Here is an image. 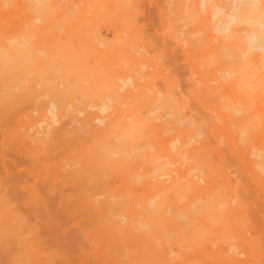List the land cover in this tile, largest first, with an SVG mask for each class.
I'll list each match as a JSON object with an SVG mask.
<instances>
[{"label": "bare ground", "instance_id": "obj_1", "mask_svg": "<svg viewBox=\"0 0 264 264\" xmlns=\"http://www.w3.org/2000/svg\"><path fill=\"white\" fill-rule=\"evenodd\" d=\"M127 1L66 0L58 7L60 4L56 6L46 0H0V21L28 19L43 24L40 29L49 27L56 36L52 44L40 47V52L36 48L43 57H38L35 50L29 52L31 36H15L22 37L24 42L0 41V126H20L21 131L11 134L10 143L13 141V148L16 145L17 150L30 158L26 164L15 160L0 164L3 171L0 174L4 177L1 187L6 188L8 206L11 205L0 210V235L5 231L8 216L10 222L18 219L23 225L31 224L28 234L32 235L29 242L17 239L16 228L8 224L11 236L8 234V243L2 240L0 244V264H250L251 256H261L262 247L264 251L255 234L248 235L254 227L253 221L263 222L261 216L256 221L250 217L245 205L249 196L241 185L244 202L239 199L242 193L240 197L233 193L226 196L224 183H232V178L225 168L215 166L213 175L222 176L224 182H213L212 176L198 172L201 167L197 169L185 162V146H189L185 124L191 126L197 120L191 122L189 116L186 123L188 118L179 99L171 93L155 92L149 83L142 84L144 74L137 78L123 72L126 62L125 65L137 64L139 52L133 42L124 38L123 31H115L114 42L109 43L100 25L132 26L134 15ZM189 1L176 0L179 3L176 5L181 8L180 18L187 28L183 33L187 44L184 51L193 68L192 74L198 76V83H193L198 90L191 96L204 113L202 117L207 115L212 119L214 132L221 131V136L237 146L231 149V157L248 166V182L257 187V200L263 201V205L264 20L255 16V8L260 9L261 4L258 0H232L235 12L228 14L223 0L213 4L211 0H201L200 5L198 0H194L196 3L191 0L190 4L194 7L196 4L192 10L188 7ZM78 29L86 33L83 49L65 41L68 33ZM60 32L66 34L62 37ZM176 44L166 39L160 44L161 56L172 66H179L184 57ZM61 79L69 80L70 86L63 83L66 87L61 88ZM45 96L50 98L49 102L44 101ZM68 96L101 101L107 98L103 105H96L102 115L82 110L90 131L85 132L88 139L82 131L78 133L82 135L79 138L86 139L79 143L67 139L62 126L59 130L55 128L59 118L57 109L63 105H56V100L62 97L69 102ZM38 110L40 115L34 118L32 114ZM159 110L166 111L161 117L166 116V128L157 124L158 118L151 115ZM162 129L173 135L168 143L156 146L158 157L152 158H168L175 169H165L168 164L159 167L155 160H149L145 193L140 195L133 179L139 171L134 163L135 154L143 146L144 152L147 151L146 146L154 144L153 137ZM63 138L74 144H67ZM26 145L31 147L27 149ZM75 145L80 155L74 154L76 159H69L75 161L78 157L77 162L63 165L59 156L64 158L68 150L71 152L70 146ZM162 176L170 179L161 180ZM115 177H119L118 186L111 183ZM174 208L181 209L188 218L183 216L188 220L185 228L178 225L177 215L181 211L174 214ZM171 222L178 225L177 241L173 240L184 246H181L184 252L168 246L172 243L168 229ZM261 230L258 229V234ZM20 246L22 249L18 250ZM243 254L247 257L245 260L238 257ZM253 263L259 264L257 259Z\"/></svg>", "mask_w": 264, "mask_h": 264}, {"label": "rangeland", "instance_id": "obj_2", "mask_svg": "<svg viewBox=\"0 0 264 264\" xmlns=\"http://www.w3.org/2000/svg\"><path fill=\"white\" fill-rule=\"evenodd\" d=\"M46 1L48 3H54L55 5L56 4H60V5H58V7H60L61 5L64 4V2L66 0H46ZM162 1L161 0H128L127 3L130 2L129 8L132 10L133 15H134V18L132 19V26L131 25L129 26L128 24H125V23H123V24L114 23V24H110V25H108L106 23H103V24L100 25L101 31L103 32V34L105 36H107V41L109 43L110 42L111 43L114 42L113 40H114L115 31H123L124 32V38L126 40H128L130 42H133L135 44V49L139 52L136 55L137 64L134 65V66H132L130 63H129V65L128 64L125 65L126 63H128V62H126L124 64V66H123V72L124 73L133 74V76H135L137 78H139L141 75L144 74L145 75V79H143V81L141 80L142 84L149 83V84H151V86L154 87V91L155 92H157V93L161 92L164 95H166L167 93H171L172 96L175 95L174 96L175 99H179V102L185 108V110H184L185 111V116H187L186 119L188 118L186 120V123L190 119H191V122H192V120H197V121H193L194 124H197V125L191 124L189 122L191 124V126L189 124H187V127H186V124H185V132L187 133V135H186V145L187 146L189 145V146L187 148L185 146L187 158H186V156H184V157H185V159L187 161H185V160L184 161L189 163V164H194L196 167H198L197 169H199V167H201L200 168L201 170L199 169L198 172H201V171H202L201 173L204 172L203 173L204 176H212L211 180H213V182H224V179H223L222 176L213 175V171L215 170V166L218 165L220 168H225L226 171L229 172L228 174H230V176L232 178V183H230V184H228V182L224 183V185L226 187L225 188L226 196L228 197L229 195H231L233 193L234 195H236V197H240V194L242 193V191H241L242 189H240V188H243V190L245 191V195L248 194V196H249V199L248 198L247 199L250 202L252 201L251 203L256 201V202H254L256 204H254V203L250 204V202L248 200H245V202L248 201V204L245 203V205L247 206V210H248L249 214H251V216L250 215L249 216L253 220L255 219V221H256V219L260 218V216H261L262 220H260V219H258V220L262 221L263 223H261V222L256 223V222L253 221L254 227H253L252 230L249 231V233L250 232H253V233L252 234L248 233V235L250 237H254L253 235L255 234V237L258 238V240L260 241V244L263 246L264 245V240L262 241V239L264 237V226H263L264 225V209H263L264 208L263 207L264 204L263 205L261 204V203H263V201H261V203H260V201L257 200V194L258 193H257V187L255 186V184L252 183L251 181H249L250 183L248 182L249 177H248V175L246 173V170H248V168H246V167H248V166L246 164H244V165L239 164L237 159L234 158V156L231 157V155H232L231 154V149L232 148H236L237 146L236 145L233 146L228 141L227 137L221 136V134H220L221 131L217 130V131L214 132L213 125L210 124V122L212 123V119L210 117H208L207 115H206V117H208V118H206L205 116L202 117L201 114H204V113H202V110H200V106L199 105L196 106L195 103H197V102L195 101L194 97H192L191 95L195 91L198 90V88H196V87H198L197 85H196V87L195 86L193 87V83H194V85L198 83V80H197L198 76L192 74L193 73V68H192L190 62L187 59V54L184 51V48L186 47L187 44L185 43L186 36L183 37V33L185 35V32H186L185 30H187V28L183 26L182 18H180V17H182L181 16V8L178 7L179 3H176V0H168L169 1L168 4H166L167 0H162ZM221 1L220 0H211L210 4H213L214 2H221ZM223 1L225 3L224 6H225L227 12H229L228 14H233L235 12V8L236 7L232 6V0H223ZM258 1L261 4V5H259V6H261V8L259 9V7L257 6L258 10L255 8V12H256L255 14H257V15H255V14L254 15L257 16L258 18H262L264 20V17H263L264 15H263V11H262V10H264V7H263L264 6V0H258ZM191 2H192L191 0L189 1V4L187 2L188 7H189L190 10H192L193 8L196 7V4H195V7H194L193 4H190ZM193 2L196 3L194 0H193ZM200 2H201V0H198V5H200ZM159 4L161 6H159ZM176 4H178V5H176ZM175 5H176V7H175ZM190 5H191V7H190ZM163 7H165V8H163ZM186 7H187V5H186ZM156 15H158V16H156ZM157 17H159V18L157 19ZM159 21H160V23H159ZM179 21H181V24H179L180 23ZM40 27H43V24H39L37 22L36 23L35 22H31L28 19H21V20H18L16 22H11V23H9L7 21H0V41H6L9 44H11L12 42L17 43V41L18 42H24L22 37L21 38H16L15 36H17L19 34L23 35V36L24 35L31 36L32 38L29 39V42H28L30 44L29 52L32 53L35 50V52L38 55V57H43L44 56L43 54L38 53V52H40L39 48L42 47L43 45L52 44L55 41L56 36L54 35L53 31L49 27L42 28V29H40ZM158 27H160V28H158ZM124 30H126V31H124ZM162 30H163V32H162ZM174 31L176 32L175 35L173 34ZM180 32L182 33V35H180ZM65 34H66L65 32H60V35L62 37ZM85 37H86V33L82 29H78L75 33H68L66 38H65V41L67 43H69L71 46H75V47H77L79 49H83L85 47ZM178 37H179V39H178ZM164 39H166L167 41H171L172 43L174 42V44H176V42L178 43L175 46H177V48L180 49L182 55L184 56V57H182V60L180 61L179 66L178 65L177 66H174V65L172 66L171 62L168 61V59H166V58L161 56V52L163 51V46H161V45L164 44ZM178 40H179V42H178ZM158 46H160L159 49H158ZM36 48H37L38 52H37ZM154 48H155V50H154ZM157 49H158V51H157ZM151 62L154 63L153 66H151ZM184 64H185V66H184ZM181 67H183L184 70ZM189 67H191V68H189ZM187 70L188 71L190 70L189 72H191L190 74L192 76L187 72ZM176 74H177V76H176ZM130 77H132V76H130ZM185 80H187V81H185ZM68 81L69 80H62L60 82V84H62L61 88L63 87V89H64V86L66 87V85H63V83H65V84L68 83V85H69L70 82H68ZM196 81H197V83H196ZM131 88H132V86H131ZM183 89H184V91H183ZM133 91L135 93L137 92L135 90H133ZM189 96H190V98H188ZM64 97H66V96H64ZM44 98L46 99L44 101H47V102L50 101L49 97L45 96ZM70 98L71 97H69V102H68V98H62V97H59V100H56V105H58V106L60 104L64 105V103H65V105L64 106L61 105L57 109V112H58L57 114L59 115L58 116L59 118L57 119V123L55 124V128L58 129V128H61V126H62L61 130L65 131V133L67 134V135L65 134V136L68 137L67 139L70 138V139H72V141H74V143L75 142L79 143L80 141L85 139V138L82 139V138H79V137L80 136L82 137V135L85 134L86 135V139H88V134H89V131H90V128L87 127L85 125V123H84L85 114H83L82 110L85 109L89 113H93V114H97L98 113V114L102 115V113L99 111L97 106L103 105V103H105V101L107 102V98H104L103 101H101L102 99H100V100H95L94 98L92 99V97L91 98L85 97V99H84L81 96H75V97H72V99H70ZM186 100H188V101H186ZM75 102H77V103H75ZM73 104L75 105L74 108H73ZM93 106H94V108L96 106L97 109L96 108L94 109ZM49 107L50 106L48 105V108ZM197 107H199V108H197ZM38 108L40 109V107H38ZM198 109H199V111H198ZM160 110L156 111L155 114L153 113L151 115L154 118H158L157 119L158 120L157 124L163 125L166 128V125L164 124L166 122V120H167V119L165 120L166 116L164 118H161L163 115H165L166 111L165 110L164 111H160ZM62 111H63V113H62ZM199 112H201V113H199ZM109 113H111V112H109ZM109 113H107V114H109ZM39 115H40L39 110L36 112V114L35 113L32 114V116L34 118H38ZM189 116H190V119H189ZM196 116H198L200 119H198V117H196ZM193 117L194 118L196 117V119H194ZM160 118H161V120H160ZM205 119H207L208 121L205 120ZM83 125H85V126H83ZM188 125L190 127H188ZM209 125H210V127H209ZM2 126H4V127H2ZM2 126H0V142H1V145H2V147L0 145V164L2 162L4 163V162H7V161L8 162L9 161L10 162L11 161L14 162V160L17 161V162H25V164H26L30 160L29 156L25 155L22 151L17 150L18 147H16V145H15L16 149H14L13 148V144H12L13 141H11V143H10L11 134L14 131L20 129V126H18V125H14L13 126L12 125V126L7 127L5 124L2 125ZM205 127H207V128L205 129ZM63 129H65V130H63ZM85 129H86V131H85ZM207 129H208L209 132L207 131ZM20 131H21V129H20ZM22 131H23V129H22ZM79 132H81L82 135H79L78 134ZM85 132L88 133V134H86ZM166 132L167 131H164V129H162L158 133H156L155 136L153 137V143L154 144L152 146L154 147L155 150L154 149H152V150L150 149L152 146L151 147L150 146H146L147 149L145 148V150H147V151L144 152V146H143L140 149V152L138 150L136 152V154H135L136 158L134 159V163L136 162L135 165H137L139 167V171H138V173H136L137 176H135V175L133 176V179H135L137 182L141 181V182L137 183L134 180V183H135L136 188H137L136 191L140 195L145 193L144 180H145V172H146V169H147V167L149 165L148 162H149V160H152V162H154L155 159H153V158L158 157L157 156L156 146L158 144L163 146L164 144L168 143L170 137L173 135L172 132H171V134H169L170 133L169 131H168L169 133L167 132V134H166ZM200 132H201V134H199ZM60 133H63V132H59V134ZM74 135H75V137H74ZM78 135H79V137H78ZM197 135L199 137H197ZM208 135L210 136V138L212 137L211 140L208 138L209 137ZM195 136L197 137V139H196ZM190 137H191V139H190ZM64 138H63V140H65ZM212 140L215 141V142H218V144L216 145L214 142H212ZM67 141L68 140H65V142H67ZM224 142H226V143H224ZM44 143H45V140H44ZM74 143H72V144H74ZM190 143H192V144L190 145ZM67 144L70 145L71 141L69 143L67 142ZM169 146L171 147L170 144H169ZM30 147H31L30 145H28V146L26 145L27 149L30 148ZM45 147H46V145H45ZM70 147L72 149L71 152H70V150H68L67 154L64 156V158H62L63 156H61V158L59 156V159L62 161V164L66 165V166L71 165V164H75L77 162V160H78L77 155H80L78 153L80 151V149L76 148V147H78L77 145H75V147H73V148H72V146H70ZM210 147H212L213 149L210 148ZM226 149H227V151H225ZM201 150H205V151L201 152ZM153 151H155V152H153ZM228 152H229V154L227 156ZM145 153H147V154H145ZM74 154H77L76 155L77 160H75V161H74V159H76V158L73 157ZM201 154H203V155L200 156ZM214 154H216V155H214ZM143 156H146V158L144 157V160H143ZM209 156H211V157H209ZM71 157H73L74 159L73 160L69 159ZM192 157L194 158L193 161H191ZM160 158L159 159L156 158V160H155V163L156 162L159 163V167L163 166L164 164L165 165L168 164L167 167H164L165 169H169V168L170 169L172 168V170L175 169L174 168L175 166H173L172 164H169L170 160H168V158H164V157H160ZM65 159L68 160V161L66 162ZM145 159H147V160H145ZM198 159H199V161H198ZM218 159H220V161H218ZM63 160H64V162H63ZM70 161H72V162H70ZM228 161H230L229 163L232 166L228 163ZM145 162H147V164ZM203 164H204V166H203ZM155 166H158V164H155ZM141 167H143V168H141ZM26 168H27V166H26ZM0 172H3V171L0 169ZM234 172H236V173L234 174ZM261 174L264 177V172L263 173L261 172ZM0 175H1V178H0V184H1V181H2V179L4 177H3V173H1ZM174 175L177 176L176 173H174ZM220 177H222V178H220ZM246 177H247V180H246ZM118 178L119 177H115L111 183H113V185H116V186L120 185V181H119ZM165 178L166 179H170V177H167V176L160 177L161 180H165ZM237 178H238L239 182L237 181ZM140 179H142V180H140ZM240 181H243V183H241ZM244 181H246L247 184H245ZM237 182L241 183V184H237ZM201 184L205 185V183L203 181L201 182ZM236 185L238 186V188L241 185L239 190H238ZM246 185H248L249 187H246ZM1 186H4V185H2V184L0 185V210H3L4 208H6L9 205L10 199L6 195L7 194L6 188L5 187H1ZM253 186H255V187H253ZM4 188H5V191H4ZM1 191H4V192H1ZM5 195H6V197H5ZM237 195H239V196H237ZM242 197H243V199H246L244 197V194H243V196L241 195V197L239 198V199H241L244 202ZM235 200H234L233 204H235V202H236ZM249 205H252V206H249ZM261 205H262V207H261ZM8 207L11 208V205L8 206ZM249 207H252L253 212H252L251 208L249 209ZM256 210H258V212H256ZM179 211H181V214H180ZM259 211H260V213H259ZM178 212H179V215H177L178 216V220H177L178 225L179 226H183V228H185L186 224L188 223V220L187 221L185 220V218H187V217L184 216L183 211L181 209H179V208H174L173 209V213L174 214H178ZM257 213H259V216H258ZM252 216H254L256 218H254ZM7 218H8V220L7 219L5 220L6 221L5 231L3 232L2 235H0V240H1L0 244H2V240H3V243H8L6 241L8 240L7 239L8 238V234H10V232H11V230H9L10 228L8 229V224L9 225L11 224L13 226L12 229L16 228L15 235L17 236V239L21 238V240H23V238H24V240L26 242L27 241L29 242L32 239V235L28 234L29 226L31 224L30 225H23V222L20 223L18 219L12 220L10 222L9 221V216ZM20 221H23V220H20ZM174 225L175 224L171 222L169 224V226H168L169 227L168 228L169 229V236L170 235L172 236V237H170L171 240H172V241L171 240L170 241L172 243H170V245L168 244V246L171 247V248L175 247L176 250H178L179 252H184V249H182V248H184V246L181 244V246H182V248H181V246L178 245L180 243H177V242L174 241V240L177 241V237H178V233L176 231V230H178V225H175V226ZM256 226H257V228H256ZM260 226H261V228H259ZM21 227H23V228H21ZM258 229L259 230L263 229V230H261L260 231L261 233L258 234ZM17 231H18V233H17ZM256 231H257V233H254ZM13 232H15V230ZM27 235H30V236H28L25 239V236H27ZM10 236H11V234H10ZM173 238H174V240H173ZM25 241H23V242H25ZM232 242H234V241H232ZM228 243H230V242H228ZM88 247L89 246L87 245V249H88ZM169 247H168V249L171 250V248H169ZM240 247L244 251L245 246L242 245ZM19 248L20 249H18V250H21L22 246H20ZM176 253L177 252H175L173 255L175 256ZM263 255H264V251H263V247H262L261 256L259 255L256 258L251 256L249 258V263L252 264L253 262H256V259H257L259 264H264V256ZM174 256H172V257H174ZM238 257L240 259H242V260H245L247 258L246 255H244V254L240 255ZM30 259H33V257L31 256ZM93 262H97V260H95Z\"/></svg>", "mask_w": 264, "mask_h": 264}]
</instances>
